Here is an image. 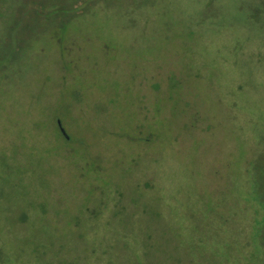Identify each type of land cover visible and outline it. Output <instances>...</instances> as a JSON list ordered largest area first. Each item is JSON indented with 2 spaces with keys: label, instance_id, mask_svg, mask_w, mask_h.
Here are the masks:
<instances>
[{
  "label": "rangeland",
  "instance_id": "rangeland-1",
  "mask_svg": "<svg viewBox=\"0 0 264 264\" xmlns=\"http://www.w3.org/2000/svg\"><path fill=\"white\" fill-rule=\"evenodd\" d=\"M0 264H264V0H0Z\"/></svg>",
  "mask_w": 264,
  "mask_h": 264
},
{
  "label": "water",
  "instance_id": "water-1",
  "mask_svg": "<svg viewBox=\"0 0 264 264\" xmlns=\"http://www.w3.org/2000/svg\"><path fill=\"white\" fill-rule=\"evenodd\" d=\"M57 127L59 128L60 133L63 135V131H62V129H61V127H60L58 122H57Z\"/></svg>",
  "mask_w": 264,
  "mask_h": 264
}]
</instances>
